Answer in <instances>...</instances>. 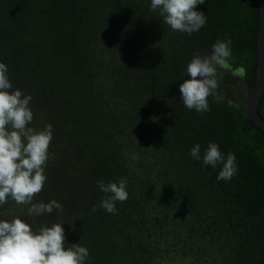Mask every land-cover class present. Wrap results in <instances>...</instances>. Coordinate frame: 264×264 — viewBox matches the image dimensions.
I'll list each match as a JSON object with an SVG mask.
<instances>
[{
  "label": "trees",
  "instance_id": "obj_1",
  "mask_svg": "<svg viewBox=\"0 0 264 264\" xmlns=\"http://www.w3.org/2000/svg\"><path fill=\"white\" fill-rule=\"evenodd\" d=\"M151 0H0V63L13 90L31 95L30 127H53L47 177L32 203L63 211L30 216L8 198L0 221L36 231L63 225L85 264H264V128L247 96L258 79L259 0H204L206 24L173 31ZM230 39L233 76L218 68L219 103L184 106L180 84L193 56ZM221 81V82H220ZM257 109L264 118V87ZM209 143L237 173L203 164ZM200 145L201 160L191 156ZM127 179L111 214L98 182ZM96 211H93V207Z\"/></svg>",
  "mask_w": 264,
  "mask_h": 264
},
{
  "label": "clouds",
  "instance_id": "obj_2",
  "mask_svg": "<svg viewBox=\"0 0 264 264\" xmlns=\"http://www.w3.org/2000/svg\"><path fill=\"white\" fill-rule=\"evenodd\" d=\"M204 0H151V11L159 12L164 23L173 31L189 35L199 31L206 24L203 11H197ZM230 39L218 40L212 45L210 54L197 53L187 66L186 75L190 77L180 84L181 99L184 106L198 113L210 111L209 97L218 87L217 69L232 72L233 76L243 78L244 67L233 69ZM8 68L0 63V205L11 197L17 205H31L30 216L51 214L54 209L63 211L56 200L32 203L47 179L45 165L49 159V146L53 140V127L47 124L43 129L30 127L34 113L29 107L31 95L13 90L7 75ZM191 156L201 160L200 145L191 149ZM203 164L216 168L222 165L217 179L230 181L237 173L236 157L229 153L225 158L216 143H209L203 155ZM127 179L118 182H98L104 193L100 207L108 213L117 212L116 202L128 199ZM96 211V207H93ZM63 225L54 223L36 231L22 219L15 217L11 222L0 221V264H85L88 249L80 243L66 247Z\"/></svg>",
  "mask_w": 264,
  "mask_h": 264
},
{
  "label": "water",
  "instance_id": "obj_3",
  "mask_svg": "<svg viewBox=\"0 0 264 264\" xmlns=\"http://www.w3.org/2000/svg\"><path fill=\"white\" fill-rule=\"evenodd\" d=\"M260 8H261V28L259 32V40H258V49H259V57H258V79L257 84L251 93L247 96V108L250 116L253 120L264 128V118L261 116L257 109V99L258 96L264 87V0H259ZM210 54V53H205ZM228 71V70H227ZM210 98L219 103H226L227 100L224 98H219L214 93Z\"/></svg>",
  "mask_w": 264,
  "mask_h": 264
},
{
  "label": "flooded vegetation",
  "instance_id": "obj_4",
  "mask_svg": "<svg viewBox=\"0 0 264 264\" xmlns=\"http://www.w3.org/2000/svg\"><path fill=\"white\" fill-rule=\"evenodd\" d=\"M207 52H209V51H203V52H201V53H207ZM221 70H224V69H221ZM217 71H218V69H217ZM227 71V70H226ZM228 72H230V73H232L231 71H228ZM219 82V81H218ZM221 82V81H220ZM219 87H220V83L218 84V87L214 90V93L216 94V96L218 97V96H220V90H219Z\"/></svg>",
  "mask_w": 264,
  "mask_h": 264
}]
</instances>
